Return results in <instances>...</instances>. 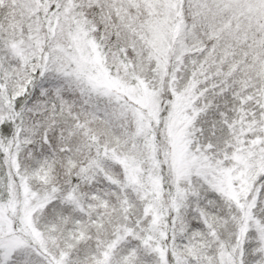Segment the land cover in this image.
Listing matches in <instances>:
<instances>
[{
    "label": "snow or ice",
    "instance_id": "1",
    "mask_svg": "<svg viewBox=\"0 0 264 264\" xmlns=\"http://www.w3.org/2000/svg\"><path fill=\"white\" fill-rule=\"evenodd\" d=\"M0 264H264V0H0Z\"/></svg>",
    "mask_w": 264,
    "mask_h": 264
}]
</instances>
